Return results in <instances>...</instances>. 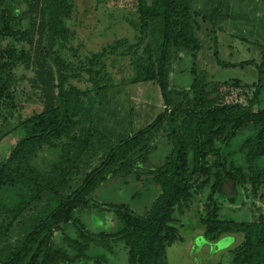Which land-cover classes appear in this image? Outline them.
Returning <instances> with one entry per match:
<instances>
[{"label": "rangeland", "instance_id": "obj_1", "mask_svg": "<svg viewBox=\"0 0 264 264\" xmlns=\"http://www.w3.org/2000/svg\"><path fill=\"white\" fill-rule=\"evenodd\" d=\"M142 1L146 0H73L69 16L63 20L69 34L66 43L68 50H57L49 56L51 62L59 57L62 64L48 69L39 59L46 71H59L65 90L78 96L82 94L73 107L63 135L37 143L35 158L30 167L25 169L29 187L18 185L14 190L0 191V204L3 205L0 209L1 261H7L18 250L24 237L38 224L44 210L53 200L70 195L85 176L104 160L112 147L145 128L163 112L156 83L136 82L142 69L152 65L154 56L152 24L150 21L143 22L140 17L138 4ZM191 1L194 5V36L200 43L199 51L193 53L195 65L198 71H205L206 81L210 85L207 89L210 95L205 99V105H237L247 113L264 110V76L263 91L257 105L253 109L248 107L255 95L256 66L261 63L264 48V0ZM217 1H224L221 12L228 15L226 20L217 23L222 29L219 35L222 47L220 58L232 63L252 61L254 65L234 69H221L216 65L211 24L205 16ZM2 8L15 17H19L22 11L19 2H5ZM26 27L24 22L20 24V28ZM10 41L0 25V61L15 63V80L9 82L8 86L10 91H14L18 110L28 117L41 111L42 104L26 80L33 78V72L26 70L24 64L14 61L7 54ZM191 66L190 53L186 50H172L169 53L167 74L172 92L170 110L180 103L182 110L193 107V97L189 91ZM217 85L223 86L218 88ZM15 115L19 117L18 112ZM254 123L262 125L261 133L264 135V119H255ZM168 134L165 124L144 142L142 151L133 154L135 164L124 172L106 175L98 187L82 199L83 207L73 210V215L66 219L67 223L75 218L84 230L98 238L102 233L116 232L114 209H118L125 218H145L151 204L160 194L153 178L171 157ZM24 135V132L13 128L0 131V163L7 160L15 143ZM86 136L88 147L81 158L74 162L73 154L66 147L67 142ZM244 137L245 132L241 131L234 146ZM259 164L264 165V157L260 158ZM210 186L192 197L183 214H173V226L177 229L179 240L166 248L165 264H232L233 249L241 243V236L227 235L215 242H208L199 226L200 215L206 213L204 203L210 195ZM262 189L264 187H241L237 204L217 200L219 207L215 216L242 221L251 218V211L260 210L253 199L263 197L260 194ZM119 194L121 200H116L118 198L115 196ZM132 194L137 195V198L127 201ZM31 197L36 199L21 214L16 215V205H22ZM246 210L249 211L246 217L236 216V213L241 215ZM256 217L253 214L255 222H264V218ZM68 227L65 228L61 222L53 228L52 246L60 248L65 244L68 247V242L76 238L72 225ZM68 252L72 254L70 250ZM125 253L121 242L113 245L112 253L93 246L87 253L89 260L74 264H94V258L100 256L104 258L105 264H127Z\"/></svg>", "mask_w": 264, "mask_h": 264}, {"label": "trees", "instance_id": "obj_2", "mask_svg": "<svg viewBox=\"0 0 264 264\" xmlns=\"http://www.w3.org/2000/svg\"><path fill=\"white\" fill-rule=\"evenodd\" d=\"M72 1L0 0V25L11 39L6 52L14 61L24 64L26 70L33 72V78L26 80L42 104L41 111L28 117L18 110L14 91H10L8 86L15 80V63L0 61V131L13 128L25 133L15 143L7 160L0 163V191L14 190L18 185L29 187L25 169L35 158L37 143L63 135L73 107L81 97L82 93L78 96L65 90L59 71H46L39 60L41 58L48 69L62 64L59 57L51 62L49 56L57 50H68L69 34L63 20L71 12ZM5 2H19L22 6L19 17L2 8ZM138 5L141 20L152 24L154 56L153 59L149 57L153 60L152 65L142 69L136 82L156 83L163 112L145 128L112 147L104 160L85 176L70 195L53 200L38 224L24 237L18 250L7 261L0 260V264H74L89 260L87 253L93 246L112 253L113 245L119 242L126 251L127 264H165L166 248L179 240L177 229L173 226V214H183L192 197L210 184V195L204 203L206 213L199 218L204 239L215 242L222 236L240 235L242 241L233 249L232 264H264V222L237 223L215 216L219 207L217 200L234 204L238 201L241 187L264 186V165L259 164L260 158L264 157V135L261 133L262 125L254 123L255 119H264V110L247 113L237 105H205L210 85L205 71H198L195 65L193 53L199 51L200 43L194 36V5L191 0H146ZM223 6L224 1H217L205 16L211 24L216 65L221 69L254 65L252 61L232 63L220 58L222 47L219 35L222 29L217 23L228 17L221 12ZM22 22L26 28H20ZM172 50L190 53L192 66L189 74L192 80L189 91L193 107L189 110H182L181 103L170 110L172 92L167 63ZM262 50L261 63L256 66L255 95L248 105L250 109L257 105L263 91L264 48ZM222 86L217 85L218 88ZM11 120L14 121L11 123ZM165 124L169 130L171 157L153 178L160 194L151 204L149 214L145 218H125L118 209H114L116 232L102 233L98 238L84 230L75 218L67 223L66 219L73 215V210L83 207L82 199L95 190L106 175L124 172L135 164L133 154L142 151L144 142ZM241 131L245 132V137L234 146ZM66 147L77 162L88 147V137L70 139ZM238 155L241 157L238 158ZM119 196H115L116 200H121ZM136 198L137 195L132 194L127 201ZM35 199L31 197L22 205H16V215L21 214ZM2 206L0 204V209ZM61 222L65 228L72 225L76 238L68 242V247L63 244L59 248L52 246L50 241L53 228ZM103 259L102 256L94 258V264H105Z\"/></svg>", "mask_w": 264, "mask_h": 264}, {"label": "crops", "instance_id": "obj_3", "mask_svg": "<svg viewBox=\"0 0 264 264\" xmlns=\"http://www.w3.org/2000/svg\"><path fill=\"white\" fill-rule=\"evenodd\" d=\"M264 187V186H262ZM263 197L261 198H257V199H253V202H255L256 206L260 208V210L258 211H251V218L249 219H244V221L242 220H235L234 218H231L232 221L234 222H245V223H250V222H255V220L253 219V214H255L258 218L262 217L264 218V189L260 190ZM229 204V203H228ZM237 204V203H234ZM249 213L248 210H246L245 212H243L241 215H237L238 213H236V216L241 217H246V215ZM238 217V218H239ZM255 217V216H254ZM256 217V218H257ZM254 220V221H253Z\"/></svg>", "mask_w": 264, "mask_h": 264}]
</instances>
